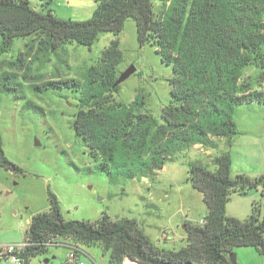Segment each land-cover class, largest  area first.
<instances>
[{"label":"trees","instance_id":"16d2710c","mask_svg":"<svg viewBox=\"0 0 264 264\" xmlns=\"http://www.w3.org/2000/svg\"><path fill=\"white\" fill-rule=\"evenodd\" d=\"M129 18L135 21L139 45L156 46L162 62L172 66L171 98L161 110L160 122L140 111L144 104L140 93L130 103L115 100L120 85L114 83L122 62L118 40L86 69L81 80L58 78L33 85L75 93L74 132L111 183L154 176L195 144L215 148V139L230 140L237 134V106L264 103V91L252 89L244 79L249 66L258 67L264 76V0H161L157 14L151 0H96L92 16L85 21L39 12L29 0H0V55L11 51L15 39H31L7 62L10 71L0 62V94L19 90L16 71L26 68L24 79H42L41 74L28 73L26 58L39 61L65 43L90 47L101 33L117 36ZM212 162L213 170L188 163L187 179L202 193L207 214L203 224L185 223L183 247L168 250L154 244L133 218L112 220L104 214L95 222L66 221L50 192L49 210L32 216L26 231L31 242L24 254L26 264L46 252L47 243L59 240L83 254L82 246H99L108 253L107 264H123L126 259L136 264H230L229 254L236 247H253L264 254V209L259 216L253 203L252 213L244 220L225 212L231 193L264 186V175L241 174L232 179L229 151ZM0 166L21 172L5 157L1 143Z\"/></svg>","mask_w":264,"mask_h":264},{"label":"rangeland","instance_id":"374dc122","mask_svg":"<svg viewBox=\"0 0 264 264\" xmlns=\"http://www.w3.org/2000/svg\"><path fill=\"white\" fill-rule=\"evenodd\" d=\"M151 1L153 12L157 14L161 0ZM29 4L39 12L50 11L60 19L85 21L92 16L96 0H29ZM29 40L15 39L11 51L0 55L2 67L10 71L6 68L7 62L14 60ZM113 40H118L122 54V62L117 67L119 73L130 66L136 69L119 84L118 92L114 93L115 100L130 103L140 93L144 97L140 111L148 112L160 122L161 110L171 98L172 66L162 62L156 46L139 45L132 18L125 21L117 36L101 33L90 47L65 43L39 61L26 58L30 68L28 73L31 76L41 74L42 79H24L26 68L16 71L19 90L0 94L1 147L5 157L21 168V172H15L0 166V245L25 239L32 216L49 210L48 194L51 192L57 197L66 221L95 222L104 214L112 220L133 218L154 244L177 250L186 244L185 223L200 225L207 214L202 193L187 179L189 162L207 165L213 170L215 164L212 160L206 164L207 156L203 150L212 151L213 158L229 151L235 161L231 168L232 179L242 172L252 171L257 173L255 176L264 173V131L255 136L245 124L251 113L257 116L256 113L262 112L259 122L264 118V103H255L257 105L235 108L234 116L239 119L241 128H237V134L230 140L223 137L225 145L221 141L215 150L187 148L154 176L109 182L97 169L98 160L91 157L74 132V115L78 109L75 93L68 88L35 89L33 85L58 78L81 80L86 69L100 60ZM261 76L258 67L245 68L244 79L252 89L264 91V76ZM253 203L261 216L264 188L260 185L246 193H231L226 203V215L244 220L252 213ZM161 237L167 239L159 242ZM69 244L62 240L51 245L46 252L32 257L30 263L76 264L67 261L66 245ZM81 249L84 254L80 261L85 264H107L108 253H103L99 246H82ZM232 252L236 264H264V254L256 248L236 247ZM45 260L48 261L44 263ZM129 261L126 259L123 264ZM0 264L4 262L0 260Z\"/></svg>","mask_w":264,"mask_h":264},{"label":"built area","instance_id":"2783aa9c","mask_svg":"<svg viewBox=\"0 0 264 264\" xmlns=\"http://www.w3.org/2000/svg\"><path fill=\"white\" fill-rule=\"evenodd\" d=\"M262 187L264 188V186ZM203 223L204 220H202L200 224ZM30 245L31 242L26 237L21 242L2 244L0 245V260H2L4 264H26L24 254L26 253V250ZM46 245L49 248L54 244L47 243ZM82 254V251L79 250L76 246H68V253L66 256L67 261L69 263L85 264L84 262L80 261Z\"/></svg>","mask_w":264,"mask_h":264},{"label":"crops","instance_id":"0c3cea01","mask_svg":"<svg viewBox=\"0 0 264 264\" xmlns=\"http://www.w3.org/2000/svg\"><path fill=\"white\" fill-rule=\"evenodd\" d=\"M254 105H257V104H254ZM256 115L257 116H255L254 114H250V117H248L247 118V121L246 122H248V124L245 122V124H246V127H250L251 129L249 130V132L251 133V134H253V135H255V136H260L262 133H263V131H264V121H262V120H264V118L261 120V122H259V118H261V117H263V115H262V112H261V114L260 113H256ZM234 119H235V123H236V126H237V128L238 129H240L241 128V124H240V122H239V119L238 118H236L235 116H234ZM248 125V126H247ZM222 139H224V138H217V139H215V143H216V145H217V143L218 142H221V141H223L224 142V145H225V139L224 140H222ZM189 148H193V149H196V150H202V149H204V147L203 146H201L200 144H195V145H193V146H191V147H189ZM210 150H215V148H211ZM203 152L205 153V155L207 156V161H206V164H208V162H210L211 160H212V158H213V153H212V151H209V150H203ZM212 156V157H211ZM209 160V161H208ZM234 160H233V157L231 156V168H232V165L234 164ZM242 174L243 175H246V176H248V177H251V178H256V177H258V176H261V175H264V173H259V175L258 176H255V174H257V173H253L252 171H250L249 173H244V172H242ZM255 176V177H254ZM160 239H162V240H166L167 238H163V237H161V238H159L158 239V241L159 242H161V240ZM61 240H59L58 242H57V244L60 242ZM49 249V248H48ZM31 260V259H30ZM29 264H32V263H30V261H29ZM37 264H43V263H37Z\"/></svg>","mask_w":264,"mask_h":264},{"label":"water","instance_id":"95a60500","mask_svg":"<svg viewBox=\"0 0 264 264\" xmlns=\"http://www.w3.org/2000/svg\"><path fill=\"white\" fill-rule=\"evenodd\" d=\"M135 70L136 69H135L134 66H130L125 71L121 72L119 74V77L117 78L116 82L114 83V86H117V85L121 84L125 79H127L131 74H133L135 72ZM183 228H185V226H183ZM235 258H236L235 254L233 252H231L229 254V262H230V264H236ZM47 261L48 260H45L44 263H46ZM129 262H133V261H129ZM138 264H140V263H138Z\"/></svg>","mask_w":264,"mask_h":264},{"label":"bare ground","instance_id":"6f19581e","mask_svg":"<svg viewBox=\"0 0 264 264\" xmlns=\"http://www.w3.org/2000/svg\"><path fill=\"white\" fill-rule=\"evenodd\" d=\"M127 264H136V263H133V262H128Z\"/></svg>","mask_w":264,"mask_h":264}]
</instances>
